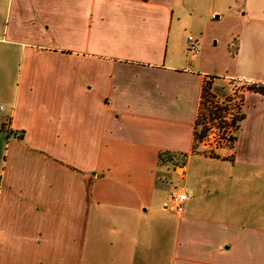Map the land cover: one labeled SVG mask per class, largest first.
Instances as JSON below:
<instances>
[{"label":"crops","instance_id":"1","mask_svg":"<svg viewBox=\"0 0 264 264\" xmlns=\"http://www.w3.org/2000/svg\"><path fill=\"white\" fill-rule=\"evenodd\" d=\"M204 1L206 26L232 28L230 66L184 54L177 0H0L2 69L18 57L0 264H264V94L245 92L228 146L194 138L207 81L264 85V0Z\"/></svg>","mask_w":264,"mask_h":264},{"label":"rangeland","instance_id":"2","mask_svg":"<svg viewBox=\"0 0 264 264\" xmlns=\"http://www.w3.org/2000/svg\"><path fill=\"white\" fill-rule=\"evenodd\" d=\"M204 0H177V3H181L183 8L179 16H175L172 26L174 31L178 32L179 45L185 46L183 52L189 57H195L196 62L200 61L204 66L209 67H223L230 66L231 64V52L233 51L232 46H229V41L232 43V28L227 19L222 20V22H217L213 20L214 23L211 25L204 24V9L208 7L209 1L203 2ZM204 3V4H202ZM218 14V13H217ZM214 16H212L213 18ZM194 35L200 40L199 54H193L187 52V37L188 35ZM191 54V55H189ZM15 54L6 57L7 64H18V57ZM4 60L0 56V103L3 102V97H1L2 92L4 95L9 90V85L12 83L14 75L17 71L16 67L13 65H8V68L2 65ZM5 84L3 86L1 84ZM208 82V81H207ZM215 90L219 93H224L227 89V82L222 79H217L215 81ZM7 88V90L5 89ZM0 109L3 106L0 105ZM199 146V144H198ZM206 151H214V149H206ZM181 171V168L179 169Z\"/></svg>","mask_w":264,"mask_h":264},{"label":"built area","instance_id":"3","mask_svg":"<svg viewBox=\"0 0 264 264\" xmlns=\"http://www.w3.org/2000/svg\"><path fill=\"white\" fill-rule=\"evenodd\" d=\"M200 40L190 34L187 37V52L198 53ZM253 83L246 80L230 78L227 89L219 93L209 87L206 95L201 99L199 109V124L197 131L204 130V136L197 141L204 149H217L228 146L231 137L236 133L243 115V99L245 92L251 90ZM187 198L184 190L173 189L168 194L166 207L173 212H181Z\"/></svg>","mask_w":264,"mask_h":264},{"label":"trees","instance_id":"4","mask_svg":"<svg viewBox=\"0 0 264 264\" xmlns=\"http://www.w3.org/2000/svg\"><path fill=\"white\" fill-rule=\"evenodd\" d=\"M209 87H210V83L206 82L204 84L203 89H202V98L206 95V92L208 91ZM250 89L253 91L260 92V93L264 94V85H253L252 87H250ZM242 118H243V115L240 117V120H242ZM198 124H199V118L197 121V125ZM239 125L237 127V130L239 128ZM204 133H205L204 130L203 131L201 130L198 132L196 129L195 135H194L195 140L196 141L200 140L204 136ZM236 133H237V131H236ZM236 133L231 137V142H233L236 139ZM19 136H21V134H19ZM173 157H175V154L170 153L168 151H162L159 154L160 162L172 161L174 159Z\"/></svg>","mask_w":264,"mask_h":264}]
</instances>
